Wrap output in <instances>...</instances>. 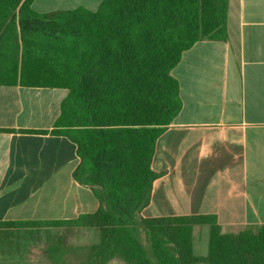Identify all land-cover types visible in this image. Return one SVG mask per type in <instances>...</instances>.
<instances>
[{
    "label": "trees",
    "instance_id": "16d2710c",
    "mask_svg": "<svg viewBox=\"0 0 264 264\" xmlns=\"http://www.w3.org/2000/svg\"><path fill=\"white\" fill-rule=\"evenodd\" d=\"M34 0H0V85L65 88L55 132L78 147L75 179L99 209L53 226L97 229L96 244L58 245L61 264H264V225L223 233L214 216L144 218L159 173V137L182 109L172 75L202 40H226L229 0H103L38 13ZM0 223V230L41 225ZM210 225L206 256L193 226Z\"/></svg>",
    "mask_w": 264,
    "mask_h": 264
},
{
    "label": "crops",
    "instance_id": "0c3cea01",
    "mask_svg": "<svg viewBox=\"0 0 264 264\" xmlns=\"http://www.w3.org/2000/svg\"><path fill=\"white\" fill-rule=\"evenodd\" d=\"M78 2L34 0L32 7L48 13ZM172 75L182 109L157 140L152 169L160 175L142 216H214L223 233L264 225V0H229L226 40L197 42ZM68 95L0 85V223L51 225L99 209L94 191L74 177L76 143L55 132ZM209 237L210 225H194V250L208 252Z\"/></svg>",
    "mask_w": 264,
    "mask_h": 264
},
{
    "label": "rangeland",
    "instance_id": "374dc122",
    "mask_svg": "<svg viewBox=\"0 0 264 264\" xmlns=\"http://www.w3.org/2000/svg\"><path fill=\"white\" fill-rule=\"evenodd\" d=\"M91 9L100 0H71ZM92 10V9H91ZM0 264H61L49 255L58 245L66 248L96 244L101 235L93 229L88 235L64 226L37 225L0 231ZM199 256H206V248L195 247Z\"/></svg>",
    "mask_w": 264,
    "mask_h": 264
}]
</instances>
